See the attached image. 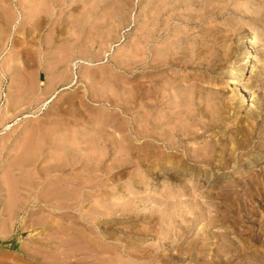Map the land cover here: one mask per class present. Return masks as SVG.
<instances>
[{"label": "rangeland", "instance_id": "374dc122", "mask_svg": "<svg viewBox=\"0 0 264 264\" xmlns=\"http://www.w3.org/2000/svg\"><path fill=\"white\" fill-rule=\"evenodd\" d=\"M0 264H264V0H0Z\"/></svg>", "mask_w": 264, "mask_h": 264}, {"label": "bare ground", "instance_id": "6f19581e", "mask_svg": "<svg viewBox=\"0 0 264 264\" xmlns=\"http://www.w3.org/2000/svg\"><path fill=\"white\" fill-rule=\"evenodd\" d=\"M46 19V18H45ZM46 21H48V20H46ZM49 21H50V19H49ZM252 44V43H251ZM252 47V46H251ZM251 54V53H250ZM248 56V55H247ZM246 57V56H245ZM247 60V59H246ZM245 60V61H246ZM240 63V62H239ZM242 64V63H241ZM242 66V65H241ZM237 68V67H236ZM242 69V68H241ZM239 71H240V67L239 68H237V70L235 71V73H233V75H231V73H230V77H229V79H228V81L229 82H232L233 80H235L234 78H235V76L239 73ZM242 72V71H241ZM247 105V104H246ZM42 127V126H41ZM46 130V129H45ZM147 132V131H146ZM134 135H137V134H134ZM139 135H137V137H138ZM133 137H135V136H133ZM142 137V136H141ZM136 138V137H135ZM139 138V137H138ZM144 138V137H143ZM146 138V137H145ZM156 138V137H155ZM34 139H36V138H34ZM159 139V138H158ZM5 140V139H4ZM24 140V139H23ZM135 140H137V139H135ZM122 141V140H121ZM37 142V141H36ZM38 143H40V142H38ZM43 143V142H42ZM33 144V143H32ZM15 145V144H14ZM30 145V144H29ZM34 146V145H33ZM32 146V147H33ZM146 147H147V145H146ZM152 147V146H151ZM151 147H148V148H150V150H151ZM38 148V147H37ZM42 148V147H41ZM143 148V147H142ZM147 148V149H148ZM22 150V149H21ZM142 150V149H141ZM39 152V151H38ZM41 152V151H40ZM45 152V151H44ZM144 152V151H143ZM26 153V152H25ZM28 154V153H27ZM36 154V153H35ZM148 154V153H147ZM37 155V154H36ZM36 155H35V157H36ZM58 155V154H57ZM29 156V155H28ZM34 156V155H33ZM40 156V155H39ZM153 156V155H152ZM147 158V157H146ZM14 163V162H13ZM12 163V164H13ZM77 163V162H76ZM73 166H74V164H72ZM72 165H70V166H72ZM21 166V165H20ZM244 166V165H243ZM239 167V166H238ZM19 168V167H18ZM242 168V167H241ZM151 169V168H150ZM32 170H34V168L32 169ZM155 170V169H154ZM239 172V171H238ZM242 172H243V170H242ZM11 174V173H10ZM242 174V173H241ZM8 176V175H7ZM63 176V175H62ZM234 176V175H233ZM4 177V176H3ZM9 177V176H8ZM13 177V176H12ZM64 177H66V176H64ZM61 178V177H60ZM17 179V178H16ZM24 179V178H23ZM68 179V178H67ZM25 180L26 179H24L23 181L25 182ZM33 180V179H32ZM57 180H59V179H57ZM62 180V179H61ZM8 182V181H7ZM27 182V181H26ZM65 182V181H64ZM16 183V182H15ZM17 184V183H16ZM26 184V183H25ZM65 184V183H64ZM71 184V183H70ZM24 185V184H23ZM27 185V184H26ZM75 186V185H74ZM14 188H16V186L14 187ZM52 189H54V188H52ZM67 189V188H66ZM54 191V190H53ZM14 193V192H13ZM13 198V197H12ZM9 204H13V203H9ZM15 204V203H14ZM13 204V205H14ZM75 206V205H74ZM64 207V206H63ZM203 213V212H202ZM42 217V216H41ZM100 238V237H99ZM45 240V239H44ZM47 240V239H46ZM100 240H102V239H100ZM95 241V240H94ZM97 243V242H96ZM95 243V244H96ZM72 246V245H71ZM99 247H100V244L98 245ZM104 246H106V245H104ZM108 246H106V248H107ZM104 247H102V249H103ZM72 250V249H71ZM74 250V249H73ZM98 251V250H97ZM39 252V251H38ZM70 253V252H69ZM67 256V255H66ZM51 258V257H50Z\"/></svg>", "mask_w": 264, "mask_h": 264}]
</instances>
